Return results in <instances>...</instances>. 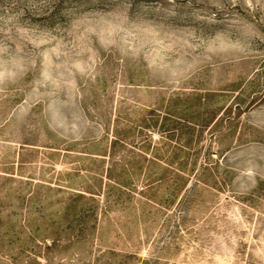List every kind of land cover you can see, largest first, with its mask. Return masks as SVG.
<instances>
[{"label": "rangeland", "instance_id": "1", "mask_svg": "<svg viewBox=\"0 0 264 264\" xmlns=\"http://www.w3.org/2000/svg\"><path fill=\"white\" fill-rule=\"evenodd\" d=\"M0 264H264V0H0Z\"/></svg>", "mask_w": 264, "mask_h": 264}, {"label": "trees", "instance_id": "2", "mask_svg": "<svg viewBox=\"0 0 264 264\" xmlns=\"http://www.w3.org/2000/svg\"><path fill=\"white\" fill-rule=\"evenodd\" d=\"M157 130H162V129H157ZM158 132V131H157ZM113 142H114V140H113ZM142 146V151L143 152H146L148 149H147V147L144 145H141ZM150 151V150H149ZM154 156V155H153ZM116 181V183H119V184H127V181H125V180H115ZM76 196H84L83 195V193L82 192H76V193H74ZM61 209H62V211H63V213L64 214H71L72 216H76V214H77V216H79V215H81V213H82V211L84 210L82 207L81 208H76L75 206H73L71 203H65L62 207H61ZM27 229H28V231L30 232V233H36L35 232V230L32 228V226L31 225H28V227H27Z\"/></svg>", "mask_w": 264, "mask_h": 264}]
</instances>
